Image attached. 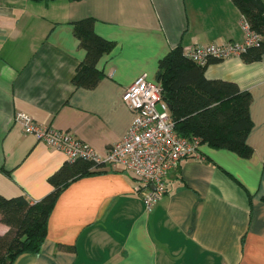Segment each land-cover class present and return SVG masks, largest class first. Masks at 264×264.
Returning <instances> with one entry per match:
<instances>
[{"label": "crops", "instance_id": "1", "mask_svg": "<svg viewBox=\"0 0 264 264\" xmlns=\"http://www.w3.org/2000/svg\"><path fill=\"white\" fill-rule=\"evenodd\" d=\"M85 17L113 43L91 88L73 82L85 51L72 22ZM244 39L231 0H0V195L39 201L66 162L24 132L17 112L102 155L132 121L123 90L143 74L155 81L169 49ZM204 75L250 93L249 157L201 144L169 172L150 210L129 171L97 169L60 192L40 251L12 264H264V52L209 63ZM8 229L0 222V234Z\"/></svg>", "mask_w": 264, "mask_h": 264}, {"label": "trees", "instance_id": "2", "mask_svg": "<svg viewBox=\"0 0 264 264\" xmlns=\"http://www.w3.org/2000/svg\"><path fill=\"white\" fill-rule=\"evenodd\" d=\"M231 1L248 21L250 29L261 38L257 46L250 47L241 57L245 61L259 59L264 52V0ZM94 24L93 17L72 22L73 35L85 51L73 78L76 87L96 85L102 74L97 64L102 55L113 47L111 41L95 32ZM218 61L209 59L204 65H199L184 55L180 45H176L158 59L155 81L161 87V98L169 107L177 134L197 137L201 144L227 149L246 158L252 153L246 141L252 125L249 114L251 96L232 81L205 77L206 66ZM96 171L92 162L82 159L66 161L49 176L52 189L41 200L31 202L23 195H0V222L9 227L6 233L0 234V264H12L22 253H38L60 192L72 181ZM69 249L74 250V247Z\"/></svg>", "mask_w": 264, "mask_h": 264}, {"label": "built area", "instance_id": "3", "mask_svg": "<svg viewBox=\"0 0 264 264\" xmlns=\"http://www.w3.org/2000/svg\"><path fill=\"white\" fill-rule=\"evenodd\" d=\"M241 25L245 32L243 42L191 44L183 48L184 55L199 65L209 59L242 56L250 47L257 46L261 38L250 29L242 15ZM121 99L132 111V121L123 137L102 155L71 133L40 125L22 112H17L14 120L37 142L62 151L68 162L82 159L92 162L97 169L109 167L129 171L135 180V192L150 210L165 194L169 172L180 159L198 155L201 143L197 137L177 134L169 107L161 98L160 85L144 74L123 90Z\"/></svg>", "mask_w": 264, "mask_h": 264}, {"label": "rangeland", "instance_id": "4", "mask_svg": "<svg viewBox=\"0 0 264 264\" xmlns=\"http://www.w3.org/2000/svg\"><path fill=\"white\" fill-rule=\"evenodd\" d=\"M156 108H157V110H158V111H160V107H159V105H158V104H157Z\"/></svg>", "mask_w": 264, "mask_h": 264}]
</instances>
